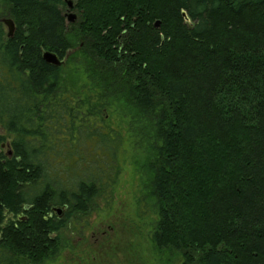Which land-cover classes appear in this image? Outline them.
I'll list each match as a JSON object with an SVG mask.
<instances>
[{
    "label": "trees",
    "instance_id": "1",
    "mask_svg": "<svg viewBox=\"0 0 264 264\" xmlns=\"http://www.w3.org/2000/svg\"><path fill=\"white\" fill-rule=\"evenodd\" d=\"M63 8L0 0V264L52 261L111 200L118 110L145 142L156 255L264 264V0H82L75 33Z\"/></svg>",
    "mask_w": 264,
    "mask_h": 264
},
{
    "label": "rangeland",
    "instance_id": "2",
    "mask_svg": "<svg viewBox=\"0 0 264 264\" xmlns=\"http://www.w3.org/2000/svg\"><path fill=\"white\" fill-rule=\"evenodd\" d=\"M104 117L107 128L119 136V175L111 200L107 204L99 200L82 227H69L64 232V248L45 264H168L156 255L150 242L155 214L144 191L145 142L120 110ZM0 137L5 139L0 143L3 151L1 145L9 143V138L1 126ZM87 142L84 147L89 151L94 140Z\"/></svg>",
    "mask_w": 264,
    "mask_h": 264
},
{
    "label": "flooded vegetation",
    "instance_id": "3",
    "mask_svg": "<svg viewBox=\"0 0 264 264\" xmlns=\"http://www.w3.org/2000/svg\"><path fill=\"white\" fill-rule=\"evenodd\" d=\"M61 2L64 4V8L62 9L60 16L64 22L65 32L75 33V30L78 31L80 28L78 23L81 21L82 15L77 9V6L80 4V2H82V0H61ZM68 12L74 15L72 19H70L69 15L67 14ZM62 212L58 216H61Z\"/></svg>",
    "mask_w": 264,
    "mask_h": 264
},
{
    "label": "water",
    "instance_id": "4",
    "mask_svg": "<svg viewBox=\"0 0 264 264\" xmlns=\"http://www.w3.org/2000/svg\"><path fill=\"white\" fill-rule=\"evenodd\" d=\"M69 17H70V19H72L74 17V15L71 14V15H69ZM0 23H2L6 28L7 37L11 38L13 36L14 30H15V25H14L13 21L8 19V18H3V19H0ZM156 25H158V24H156ZM42 58L49 65H53V66L58 67V66L63 64V60H60L55 54L50 53V52L43 53ZM1 147L2 148L5 147V149L8 150V152H7L8 156L11 155V152L9 150V143H7L6 145H1ZM53 210L57 215H60L62 212V209H60V208H55Z\"/></svg>",
    "mask_w": 264,
    "mask_h": 264
}]
</instances>
